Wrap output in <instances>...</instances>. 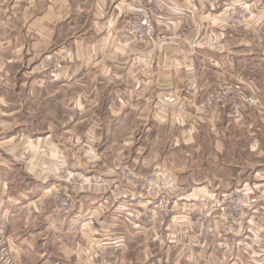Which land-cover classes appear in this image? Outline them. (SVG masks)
Masks as SVG:
<instances>
[{
    "label": "crops",
    "instance_id": "0c3cea01",
    "mask_svg": "<svg viewBox=\"0 0 264 264\" xmlns=\"http://www.w3.org/2000/svg\"><path fill=\"white\" fill-rule=\"evenodd\" d=\"M141 1L0 0V72L7 78L16 64L40 73L50 54L65 53L69 66L60 79L71 84L84 75L102 86L0 90V235L14 264H33L31 256L34 264H104L101 253H113V264H264V200L237 235L214 219L197 233L183 213L211 195L200 166L204 140L217 144L221 158L227 151L264 156V42L257 38L264 0H158L154 45L138 42L122 22ZM236 3L249 8L244 28L227 17ZM226 84L255 88L261 104L240 116L208 105V93ZM205 128L216 131L205 136ZM241 130L247 134H232ZM241 139L244 149L226 146ZM119 159L141 178L158 176L170 196L183 195L172 199L166 228L145 184L119 182ZM96 177L109 189L90 186L67 220L53 214L67 184ZM262 187L244 184L250 192Z\"/></svg>",
    "mask_w": 264,
    "mask_h": 264
},
{
    "label": "rangeland",
    "instance_id": "374dc122",
    "mask_svg": "<svg viewBox=\"0 0 264 264\" xmlns=\"http://www.w3.org/2000/svg\"><path fill=\"white\" fill-rule=\"evenodd\" d=\"M158 0H142L140 4H138L134 10L133 13L131 12L128 14V16H125L123 18V23L126 26V23L130 20L135 21L136 23H143L145 21H149L150 18H154L153 24L155 27L154 34L152 35L151 38L148 37H143V38H137L135 35V31L132 30V28L127 27L129 31V34L137 39L138 42L141 44H146V45H154L158 43L160 40V36L158 33V26L159 22L161 20V14L160 10L156 5H154ZM242 3H236L233 6H231L230 9L235 7L236 5H239ZM244 4V3H243ZM248 6V5H247ZM249 10V8H248ZM249 12V11H248ZM228 17V16H227ZM250 17V15H249ZM229 20V19H228ZM231 24V22H230ZM235 28V27H234ZM244 28V27H243ZM239 29V28H236ZM134 32V34L132 33ZM257 38L264 42V26L260 29L258 32ZM149 50V49H148ZM147 50V51H148ZM145 56H148L145 54ZM68 57L66 56L65 53L63 54H50L47 58V64L42 72L40 73H32V67L30 66H24L21 68L20 64H16L13 66V74L11 77H6L3 72H0V90H102V86L100 85V80L99 78H91V77H85L80 76L78 78H75L71 84H68L67 82H64L66 79H60V72L64 70L67 66H69L67 62ZM151 65L152 63L149 62ZM229 85H235L239 86L238 84H226L218 87L215 90H212L208 93L206 96V103L208 105H214V104H219L222 106V104H229V98H226V96L223 97L224 102L222 103H216L212 97L220 92H224L226 90H222L224 87H227ZM240 87V86H239ZM252 91L255 92L256 96L259 99V103L257 105H250L244 101V98L248 96ZM238 99H239V104L241 105V108L238 110V112H235L230 109L229 114L231 116H240L246 107L249 106H259L261 104V99L258 95V92L255 88L249 87V90L244 91V90H238L237 93ZM68 92L67 91H62V102L67 103L68 102ZM249 105V106H248ZM229 106V105H227ZM100 114V112L98 113ZM239 118V119H238ZM238 120H241V117H238ZM216 131V130H215ZM215 131H213L210 128H205L203 131H201V134H204L205 136L212 135ZM239 131V130H238ZM236 131L235 133H232L233 135H241L244 136L247 134L246 131L241 130L240 132ZM63 146V143H62ZM228 148H234L236 146L240 147L241 149H244L245 143L244 139H241L240 142L238 143H230L228 142L226 144ZM216 147L217 144L213 142L212 139L209 138V140L206 142L204 140V150L205 153L202 154L204 159H200V166H203L205 168V177L209 178V185L210 187V192L211 195L209 196H201L196 198V200L190 202L191 205L187 206L184 208L183 213L188 215L190 218L195 214V211L198 209L202 208V204H204L205 201H209L211 204H215L216 202H226L229 203L230 201H235V200H242V199H257L258 200V205L256 206L255 210L253 209L252 211L246 212L245 216L242 218H239L236 220L235 224L232 225V232L229 233L227 230V223L223 221L222 219V212L221 211H215L211 213V217L208 219L206 223V229L208 225L212 222L219 223V225L222 227L223 231L226 232L227 234L231 235H237L239 231L244 226V222L246 223L247 218L250 215H253L259 208L261 202L264 200V187H262V191H246L244 188L245 181L249 184L251 183L252 186L255 184L259 183H264V173H259L261 171H264V156L262 158H258L256 153H253L252 155L250 154H244L243 152L239 154V156L234 153V152H229L228 151L225 154L224 157H220V155L216 152ZM118 161V160H117ZM202 161V162H201ZM116 164V163H115ZM114 164V167H115ZM124 165L126 166L127 169L132 171L136 176L137 173L129 167L125 162ZM113 167V171H114ZM218 167L219 169L217 171L214 170V168ZM222 167V169H220ZM227 168H230L228 171ZM252 168V169H250ZM262 168L261 170H259ZM227 169V171H226ZM221 173H218L220 172ZM115 172V171H114ZM217 172V173H215ZM222 172H227L226 174H222ZM116 176L119 180V182L123 183L126 187L131 186V187H136L139 183H131L127 182L125 180H122L121 177L119 176L118 173H116ZM154 176V175H151ZM60 181L63 182L65 181L66 178L65 175L60 176ZM149 177V176H148ZM156 178V181L158 183V186L160 187L161 193H163L165 196H167L170 201L172 199H178L183 197L182 194H179L178 196H170L167 192L164 191L161 185V179L158 176H154ZM96 178H102V177H96ZM139 182H143V179L139 177ZM104 180V179H103ZM105 181V180H104ZM106 182V181H105ZM198 182V181H197ZM196 182V183H197ZM220 182H225L226 185L219 184ZM65 183V182H63ZM82 183H86L87 185L85 186L84 189L76 191L75 186H78ZM107 183V182H106ZM91 185V182H84V181H71L70 184H67V187L64 188V192L67 191L69 193H72L77 204H78V196L85 192ZM109 187V184L107 183L106 188ZM109 189V188H108ZM149 187L146 185L145 186V191L146 193L150 196ZM79 205H77L78 207ZM172 206V205H171ZM77 210V208H76ZM155 211L156 214L158 213L156 203H155ZM175 212V209L172 207V212ZM171 215V214H170ZM247 224H250L247 222ZM168 225V223H167ZM250 226H253L252 223ZM160 227V226H159ZM192 227V223H191ZM161 228V227H160ZM3 229V228H2ZM164 229V228H163ZM205 229V231H206ZM192 230L195 231V229L192 227ZM3 231V230H2ZM204 231V232H205ZM196 232V231H195ZM0 239L4 240L5 242L7 241L9 244V241L6 237H4L1 233ZM10 245V244H9ZM239 245V243L237 244ZM12 264H14V256H13V251H12ZM31 262L34 264V259L31 256ZM230 264H236V262L232 261Z\"/></svg>",
    "mask_w": 264,
    "mask_h": 264
},
{
    "label": "built area",
    "instance_id": "2783aa9c",
    "mask_svg": "<svg viewBox=\"0 0 264 264\" xmlns=\"http://www.w3.org/2000/svg\"><path fill=\"white\" fill-rule=\"evenodd\" d=\"M228 19L231 22V25L235 28H243L248 25L249 22V12L247 4H239L233 7L228 12ZM154 18H150L149 21H145L143 23H136L133 20H130L126 23L127 27L132 28L135 31L137 38L148 37L151 38L154 34L155 27L153 24ZM134 34V32H132ZM222 90H226L224 92H220L215 94L212 99L216 103H223V97L229 98V104H222V106L229 105L233 111L238 112L241 108L239 104V99L237 96L238 90H240L239 86L229 85L224 87ZM244 101L250 105H257L259 103V99L256 96L255 92L252 91L248 96L244 98ZM114 171L119 174L122 180L127 182L134 183H143L149 187L148 191L150 197L156 201L157 207V217H158V225L161 228H166L168 220L170 218V214L172 212V206L170 199L165 196L160 191V187L156 181L154 176H149L143 179V182H139L138 176H136L132 171L126 168L124 165V161L119 159L114 167ZM86 183H82L78 186H75L76 191L84 189ZM92 186H107V183L103 180V178H95L91 182ZM258 200L253 198L250 200L242 199L226 202H216L215 204H211L209 201H205L202 204V208L195 211V214L191 216L192 227L195 229L197 233H203L206 229V223L208 219L212 216L211 213L215 211L222 212V219L227 223V230L229 233L232 232V225L235 224L236 220L245 216L246 212L255 210L258 205ZM77 202L72 193L67 191L59 199L58 203L52 208V212L56 215L60 220H67L76 212ZM2 235L4 236V232L2 231ZM5 237V236H4ZM114 246L116 247V242L111 241L110 243L103 241L102 246ZM100 259L104 264H113L115 261L113 253H101ZM12 248L8 244V242L0 239V264H12ZM113 262V263H112Z\"/></svg>",
    "mask_w": 264,
    "mask_h": 264
}]
</instances>
